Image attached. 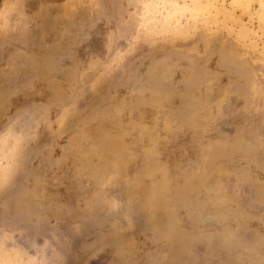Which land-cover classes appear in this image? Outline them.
Returning <instances> with one entry per match:
<instances>
[{
    "label": "rangeland",
    "instance_id": "1",
    "mask_svg": "<svg viewBox=\"0 0 264 264\" xmlns=\"http://www.w3.org/2000/svg\"><path fill=\"white\" fill-rule=\"evenodd\" d=\"M0 264H264V0H0Z\"/></svg>",
    "mask_w": 264,
    "mask_h": 264
}]
</instances>
